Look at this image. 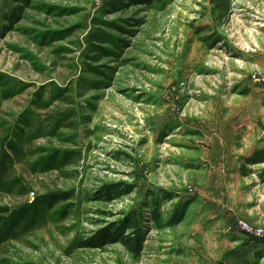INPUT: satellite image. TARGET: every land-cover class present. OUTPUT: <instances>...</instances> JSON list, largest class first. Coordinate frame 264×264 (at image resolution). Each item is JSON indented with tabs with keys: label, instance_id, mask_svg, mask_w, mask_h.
<instances>
[{
	"label": "rangeland",
	"instance_id": "374dc122",
	"mask_svg": "<svg viewBox=\"0 0 264 264\" xmlns=\"http://www.w3.org/2000/svg\"><path fill=\"white\" fill-rule=\"evenodd\" d=\"M263 69L264 0H0V264H220L200 213L264 228Z\"/></svg>",
	"mask_w": 264,
	"mask_h": 264
},
{
	"label": "crops",
	"instance_id": "0c3cea01",
	"mask_svg": "<svg viewBox=\"0 0 264 264\" xmlns=\"http://www.w3.org/2000/svg\"><path fill=\"white\" fill-rule=\"evenodd\" d=\"M261 97L264 98V88L261 89ZM246 121L243 120L241 122L242 125L245 124ZM257 150H251L248 152L244 158H250L254 155H257ZM243 159V162L244 161ZM262 164L264 162H255ZM234 171L238 176H241L242 171L240 170V166H235ZM262 179H260V183L264 184V169H262ZM201 218L205 217L206 222L208 221H219L224 226L222 230L221 237L228 240L229 243H240V245H232L223 249V261L220 264H264V243L262 242H247V235L241 231L238 227L237 220L231 214L225 212L224 209L220 208V210H216L215 207L208 208L206 212L200 213ZM261 217L264 218V209L262 210ZM260 217V219H261ZM250 219L256 220L258 216L250 217ZM243 243V244H242ZM207 264L206 262H204ZM218 264V263H212Z\"/></svg>",
	"mask_w": 264,
	"mask_h": 264
},
{
	"label": "trees",
	"instance_id": "16d2710c",
	"mask_svg": "<svg viewBox=\"0 0 264 264\" xmlns=\"http://www.w3.org/2000/svg\"><path fill=\"white\" fill-rule=\"evenodd\" d=\"M15 2H23V3H28L29 0H14ZM256 158L254 159L255 162H264V151H258L257 156H255ZM68 196L67 195H63L61 197H59V200H65L67 199ZM186 205H183V207L180 210H177L174 212V214L171 216V218L167 221L166 225L168 226H173L178 224L179 222H181L184 218L185 212H186ZM156 221H161V216H160V210L159 208L154 209V217H153ZM16 230L15 225H12L10 227V232L14 233ZM136 237V236H135ZM16 238V235H15ZM124 244H126V246H128V248L134 253V254H138L139 253V249L142 246V243L140 240H138V238H122L121 239ZM103 244L102 239H98V241L96 242H83L82 245L83 246H90V247H96V246H101Z\"/></svg>",
	"mask_w": 264,
	"mask_h": 264
},
{
	"label": "built area",
	"instance_id": "2783aa9c",
	"mask_svg": "<svg viewBox=\"0 0 264 264\" xmlns=\"http://www.w3.org/2000/svg\"><path fill=\"white\" fill-rule=\"evenodd\" d=\"M251 81L257 85H264V69L260 73H254L251 75ZM241 228L244 232L256 236L258 239L264 241V228H254L250 224L242 221Z\"/></svg>",
	"mask_w": 264,
	"mask_h": 264
}]
</instances>
